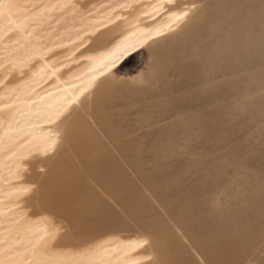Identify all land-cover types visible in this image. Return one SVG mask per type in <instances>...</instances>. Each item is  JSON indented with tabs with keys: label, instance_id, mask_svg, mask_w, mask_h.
<instances>
[{
	"label": "bare ground",
	"instance_id": "bare-ground-1",
	"mask_svg": "<svg viewBox=\"0 0 264 264\" xmlns=\"http://www.w3.org/2000/svg\"><path fill=\"white\" fill-rule=\"evenodd\" d=\"M0 264H264V0H0Z\"/></svg>",
	"mask_w": 264,
	"mask_h": 264
},
{
	"label": "rangeland",
	"instance_id": "rangeland-1",
	"mask_svg": "<svg viewBox=\"0 0 264 264\" xmlns=\"http://www.w3.org/2000/svg\"><path fill=\"white\" fill-rule=\"evenodd\" d=\"M148 60V56L145 52L141 51L129 57L119 68L120 74L133 75L139 69L145 68V62Z\"/></svg>",
	"mask_w": 264,
	"mask_h": 264
},
{
	"label": "snow or ice",
	"instance_id": "snow-or-ice-1",
	"mask_svg": "<svg viewBox=\"0 0 264 264\" xmlns=\"http://www.w3.org/2000/svg\"><path fill=\"white\" fill-rule=\"evenodd\" d=\"M157 34H159V33H157ZM125 51H127V50H125ZM123 54H124V53H121V55H123ZM117 59H118V57H117ZM111 63L114 64L115 61L113 60V61H111Z\"/></svg>",
	"mask_w": 264,
	"mask_h": 264
}]
</instances>
